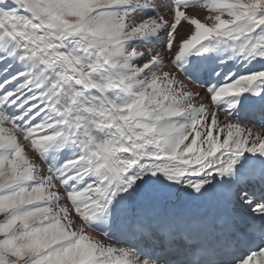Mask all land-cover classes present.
<instances>
[{"label": "snow or ice", "instance_id": "snow-or-ice-1", "mask_svg": "<svg viewBox=\"0 0 264 264\" xmlns=\"http://www.w3.org/2000/svg\"><path fill=\"white\" fill-rule=\"evenodd\" d=\"M0 264H264V0H0Z\"/></svg>", "mask_w": 264, "mask_h": 264}]
</instances>
